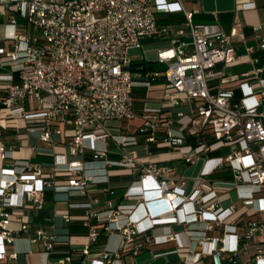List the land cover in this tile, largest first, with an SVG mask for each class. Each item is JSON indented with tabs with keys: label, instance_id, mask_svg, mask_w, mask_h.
Instances as JSON below:
<instances>
[{
	"label": "built area",
	"instance_id": "built-area-1",
	"mask_svg": "<svg viewBox=\"0 0 264 264\" xmlns=\"http://www.w3.org/2000/svg\"><path fill=\"white\" fill-rule=\"evenodd\" d=\"M172 11L183 21L159 20ZM193 14L180 0H0V264L15 256L10 245L18 236L42 244L45 264L70 261V254L58 253L62 243L79 250L80 264L136 254L145 246L139 239L145 229L131 214L152 201L164 205L146 215L152 226L198 224L185 229L200 248L181 257L183 264L204 256L264 264V69L228 73L231 64L254 62V49L236 53L232 39L244 33L235 25L225 32L217 13L206 23ZM146 39L162 42L150 59L159 68L131 64L128 50ZM258 48L264 49V37ZM135 118L133 131L122 127ZM44 153L51 159L31 158ZM173 156L187 165L203 158L190 190L187 178L164 163ZM121 174L131 178L115 204L109 185L103 196L88 195L99 181ZM48 188L88 195L86 209L80 215L56 209L48 229L32 231L22 209L40 208ZM233 189L235 198L223 204ZM185 204L191 207L179 219L175 213ZM57 216L82 223L86 233L60 238ZM101 231L120 241L93 257Z\"/></svg>",
	"mask_w": 264,
	"mask_h": 264
},
{
	"label": "crops",
	"instance_id": "crops-1",
	"mask_svg": "<svg viewBox=\"0 0 264 264\" xmlns=\"http://www.w3.org/2000/svg\"><path fill=\"white\" fill-rule=\"evenodd\" d=\"M186 10L193 11V20L198 23H206L212 20V14L217 13V20L225 32H230L235 25L244 33V38L238 40L232 39V45L236 53L244 54L248 47L254 49L252 56L256 57L254 62L242 61L229 65L226 69L228 73H243L250 72L254 68L261 67L264 69V49L258 48L260 38L264 37V0H253L255 6L252 8H241L238 5V0H180ZM174 6V5H173ZM179 12V11H177ZM166 14V13H165ZM160 15L159 17L164 16ZM6 18V16H4ZM28 30V28H27ZM32 31L33 28H32ZM31 31V32H32ZM145 60L144 58H141ZM149 61H152L149 59ZM153 62V61H152ZM155 63V62H153ZM264 77V71H262ZM59 138V136H56ZM23 152L26 149L22 150ZM110 156H113L110 154ZM33 161L46 162L51 159L49 154H33L31 156ZM169 159L164 160L168 164ZM91 166L96 162L88 163ZM203 164V163H202ZM209 164V163H208ZM206 164V166L208 165ZM187 165V164H185ZM184 173L183 168L180 171ZM223 174V172H215L213 176ZM127 174L113 175L109 177L108 182L99 181L97 188L90 191V196H103L102 187L109 185L114 189V193L109 197L111 204H115L121 197L122 189L130 180ZM193 179V177H192ZM186 190H190L191 182L187 179L185 186ZM88 195L83 196H68L63 190H52L50 188L44 191V201L40 208L24 207L22 214L29 220L31 230L44 226L49 228L47 224V217L50 216L56 209H67L71 214L80 215L86 209V201ZM190 204H185L182 210H178L175 214L181 219L183 213L189 210ZM164 205L160 201H152L149 203L138 204L131 214V218L137 220L139 228H144L145 231L139 234V237L145 241V246L136 254L130 251H123L119 257L112 258L106 264H183L184 256L190 257L193 252L199 250V245L195 238L192 239L185 229L197 227V223H182V222H167L150 224V220L146 218L149 212H161ZM243 220L242 218H240ZM78 222V221H73ZM65 222L60 216L55 220L54 231L60 238H64L67 232ZM15 225V223H11ZM79 235V234H77ZM171 235V238L167 236ZM150 238V240H148ZM120 238L118 234L112 233L106 235L102 242L103 248L113 249L119 244ZM187 245V248H179L178 244ZM191 248L192 252H191ZM10 250L15 252V256H8L1 264H45L47 262V255L43 250L40 242H31L25 236H18L14 238L10 245ZM97 257V254L91 255ZM196 264H228L227 262H217L215 257L204 256ZM241 262L247 260V256L240 257Z\"/></svg>",
	"mask_w": 264,
	"mask_h": 264
},
{
	"label": "rangeland",
	"instance_id": "rangeland-1",
	"mask_svg": "<svg viewBox=\"0 0 264 264\" xmlns=\"http://www.w3.org/2000/svg\"><path fill=\"white\" fill-rule=\"evenodd\" d=\"M31 31H32V26L28 25V32H31ZM161 43L162 42L159 39H146L144 40L142 47L130 48L128 50V56L132 60L141 59V58L153 59L155 56V49ZM154 65L156 68L160 67V64L157 62H155ZM138 122H139V119L135 118L132 121H123L121 122V124H122V127L126 128L128 131H133ZM227 151H228V147L226 146L222 147L221 149L222 153H225ZM167 163L171 168H174L175 171H180L183 168L184 173L182 175L191 182V188H192L196 183V180L192 179V177L197 176L202 166L203 158H198L195 162L185 165L186 163H184L181 159H179L178 156H173L169 158ZM223 195L230 196L229 199H226L223 201V204H226L227 202L235 198V190L234 189L230 190L229 192ZM57 210H63V209H57ZM247 249L249 253H252L253 245L249 244Z\"/></svg>",
	"mask_w": 264,
	"mask_h": 264
},
{
	"label": "trees",
	"instance_id": "trees-1",
	"mask_svg": "<svg viewBox=\"0 0 264 264\" xmlns=\"http://www.w3.org/2000/svg\"><path fill=\"white\" fill-rule=\"evenodd\" d=\"M159 20H162L164 22H169V23H178V22L183 21V15L181 12H177V11L167 12L164 16L159 17ZM131 64L135 66H139L137 68H142V69L153 68L155 66L152 61L143 60V59L132 60ZM214 177L227 178L228 174H220ZM66 229H67L66 234L68 235L86 233V227L80 222L71 221L66 225ZM105 236L106 234L101 231L100 236H99V241L91 245V248H90L91 254L95 255L103 250L102 240ZM139 239L142 240L141 237H139ZM57 249H58V253L60 254H70L71 255L70 261L67 262L66 264H80L83 259V255L79 252V250L70 249L65 243L59 244V247Z\"/></svg>",
	"mask_w": 264,
	"mask_h": 264
}]
</instances>
